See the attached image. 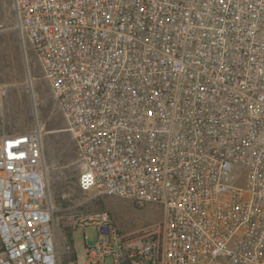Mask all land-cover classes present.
<instances>
[{"label":"built area","instance_id":"2783aa9c","mask_svg":"<svg viewBox=\"0 0 264 264\" xmlns=\"http://www.w3.org/2000/svg\"><path fill=\"white\" fill-rule=\"evenodd\" d=\"M13 9L75 142L79 189L162 212L131 235L109 210L76 221L96 230L84 264H264V0ZM44 136L39 122L0 134V264H79L60 250Z\"/></svg>","mask_w":264,"mask_h":264},{"label":"rangeland","instance_id":"374dc122","mask_svg":"<svg viewBox=\"0 0 264 264\" xmlns=\"http://www.w3.org/2000/svg\"><path fill=\"white\" fill-rule=\"evenodd\" d=\"M38 122L46 132V182L57 209L58 242L65 260L70 257L66 254L70 244L78 263H85L84 248L96 244V230H75V223L95 212L109 210L126 235L161 221L162 212L156 206L137 207L129 200L95 196L79 189L78 155L71 134L64 131L67 122L55 107L33 49L28 45L27 55L24 52L16 29L13 0H0V134L31 132Z\"/></svg>","mask_w":264,"mask_h":264},{"label":"bare ground","instance_id":"6f19581e","mask_svg":"<svg viewBox=\"0 0 264 264\" xmlns=\"http://www.w3.org/2000/svg\"><path fill=\"white\" fill-rule=\"evenodd\" d=\"M45 135H46V132H45Z\"/></svg>","mask_w":264,"mask_h":264},{"label":"crops","instance_id":"0c3cea01","mask_svg":"<svg viewBox=\"0 0 264 264\" xmlns=\"http://www.w3.org/2000/svg\"><path fill=\"white\" fill-rule=\"evenodd\" d=\"M4 132H6V131H4ZM3 133V132H2Z\"/></svg>","mask_w":264,"mask_h":264}]
</instances>
